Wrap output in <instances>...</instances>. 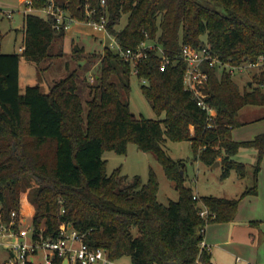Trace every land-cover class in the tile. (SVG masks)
I'll list each match as a JSON object with an SVG mask.
<instances>
[{"label":"trees","instance_id":"trees-1","mask_svg":"<svg viewBox=\"0 0 264 264\" xmlns=\"http://www.w3.org/2000/svg\"><path fill=\"white\" fill-rule=\"evenodd\" d=\"M52 1L82 20L106 15L108 30L123 47L157 40L170 61L161 68V56L150 49L134 65L106 45L87 108L76 71L56 81L49 92L35 84L21 93V56L39 62L49 55L54 39L65 35L64 28L55 26L52 14L27 12L23 49L0 53V225L9 222L13 209H21L23 178L30 174L34 235L41 232L56 238L61 223L67 222L85 232L90 246L104 248L112 259L129 255L132 264H213L211 250L201 246L206 225L233 219L241 197L258 190L264 131L247 140L233 139L231 131L243 124L242 107L264 105V62L244 88L230 70L203 64L209 78L200 88L213 106L210 118L185 88L187 63L179 55L184 43L194 47L209 43L212 52L231 65L257 62L264 55V0ZM50 3L31 0L37 9ZM124 13L127 22L117 29ZM120 67L129 76L121 77V85L128 90L135 72L143 93L158 114L164 113L163 118L133 114L119 84L111 79ZM166 138L189 140L195 156L208 164L219 159L222 177L232 169L246 176L248 165L234 155L241 147H255L254 185L237 198L198 196L185 184L181 163L167 154ZM131 140L157 155L176 183L177 200L159 201V180L153 170L146 182L139 175L129 179L119 169L107 172L104 151L124 153ZM203 206L208 208L207 216L200 214ZM51 264L63 262L55 257Z\"/></svg>","mask_w":264,"mask_h":264},{"label":"rangeland","instance_id":"rangeland-1","mask_svg":"<svg viewBox=\"0 0 264 264\" xmlns=\"http://www.w3.org/2000/svg\"><path fill=\"white\" fill-rule=\"evenodd\" d=\"M31 9V10H30ZM12 10V16H7L4 11ZM29 11H37L41 15L47 12L42 8H35L26 0H0V53L21 52L20 46L24 43V29L18 28L24 25L25 14ZM48 14V13H47ZM71 15V12L67 11ZM127 22V14L124 13L116 24L117 29H121ZM115 36L106 29L96 28L92 21L82 20L72 17L69 27L65 29L64 37L58 36L52 42L49 55L39 61L27 59L21 56L19 66V90L25 92L28 85L39 84L43 92H49L52 85L66 77L73 71L77 73L78 90L87 108V99L91 98L96 88L97 77L101 73L100 61L105 53V46L113 49ZM260 66H245L238 68L233 73L235 80L241 88H244L247 81L254 79V73L258 72ZM121 77L124 79L129 76L123 74L121 67L117 74H113L111 79L116 81L121 90V97L129 102L133 112L137 116L150 118H163L164 113L158 114L152 107L150 99L142 91V80L135 72L130 75V88L127 90L121 85ZM253 108V109H252ZM264 111V105L247 104L241 114L244 119L258 116ZM237 132L244 129L238 128ZM163 146L169 156L178 163L183 169L185 184L191 186L196 194L206 195H237L248 185H252L253 175L251 172L245 177H241L236 169H232L229 176L222 177V164L212 167L199 157H196L192 144L187 139L166 138ZM241 153L235 158L242 160L246 164L253 166L256 160L254 147L244 146ZM106 159V170L110 174L115 169H119L129 179L139 175L143 181L149 178L150 170L155 171L159 180L157 196L159 201L169 203L177 200L179 191L176 183L167 175L163 164L157 155L150 150L141 149L134 141H129L127 150L119 153L114 149H106L103 153ZM34 181L30 174L23 178V187L20 200L23 207L30 205L35 212L34 205L29 198V192ZM32 217H28L31 221ZM137 231L134 230V234ZM13 256L10 249L0 245V261L6 263ZM117 264H132L129 255H123L116 260ZM215 264H217L215 262ZM234 264V263H233Z\"/></svg>","mask_w":264,"mask_h":264},{"label":"built area","instance_id":"built-area-1","mask_svg":"<svg viewBox=\"0 0 264 264\" xmlns=\"http://www.w3.org/2000/svg\"><path fill=\"white\" fill-rule=\"evenodd\" d=\"M102 1L105 2V0ZM26 3L31 4V0H26ZM43 9L54 16L57 28L67 29L69 27L72 16L68 15L64 8L55 6L51 0V3ZM4 12L7 16H12V10ZM89 21H92L93 25L98 29L108 30V18L106 15L102 16L100 20ZM114 45L116 48H111L134 65L147 56V51L150 49H155L161 56V68H165L170 61L169 55L157 40L142 41L137 47L132 48L123 47L115 36ZM20 48L23 49V45ZM179 57L187 63L183 77L185 88L192 93L196 98L197 104L207 111L210 118L214 114V109L210 102L202 96L200 88V86H204L207 83L209 78V73L203 68V64L208 63L211 66L217 64L220 68H226L234 73L238 68L257 66L264 62L263 55L255 63L231 65L214 54L209 43L201 47H194L184 43ZM208 213V208L203 206L200 214L207 216ZM0 245L9 248L13 254L10 260L7 261L11 264H27L29 261L35 264H51L55 257H59L63 262L67 254L69 255L68 264H117L116 259L110 258L104 248H93L90 246L85 240V232H80L70 223H61L60 234L56 238L45 237L41 232L34 235L32 223L28 221V213L23 212L21 209H13L9 222L1 223ZM201 246L208 247L204 239L201 241Z\"/></svg>","mask_w":264,"mask_h":264},{"label":"crops","instance_id":"crops-1","mask_svg":"<svg viewBox=\"0 0 264 264\" xmlns=\"http://www.w3.org/2000/svg\"><path fill=\"white\" fill-rule=\"evenodd\" d=\"M22 26L23 24H20L18 28H22ZM20 50L22 49L20 48ZM242 108L240 109V117L243 124L238 128L244 130L237 132V127L232 129V138L235 140L252 139L258 133L264 131V111L254 118L244 119L241 114ZM240 149H243V147ZM255 151L257 159L258 151L256 148ZM241 152L242 150H239L237 154ZM248 167L253 175L252 167L250 168V165ZM252 182V185H248L237 195L224 194L217 196L237 198L246 189L254 185V177ZM21 210L28 213V217H32L34 214L30 205L23 207L21 204ZM204 240L211 250L213 264L215 262L217 264H264V156L258 172L257 192L247 193L241 197L238 210L233 219L208 223L205 228Z\"/></svg>","mask_w":264,"mask_h":264},{"label":"water","instance_id":"water-1","mask_svg":"<svg viewBox=\"0 0 264 264\" xmlns=\"http://www.w3.org/2000/svg\"><path fill=\"white\" fill-rule=\"evenodd\" d=\"M133 114H135V112H133ZM220 160L217 159L213 164H212V167H215L217 165H220ZM181 174H183V169H181ZM69 263V255L67 254L65 257H64V260H63V264H68ZM0 264H11L10 262H6L4 263L3 261H0Z\"/></svg>","mask_w":264,"mask_h":264}]
</instances>
